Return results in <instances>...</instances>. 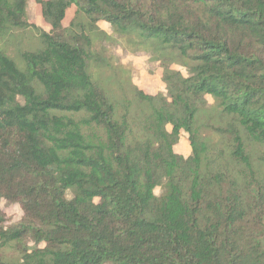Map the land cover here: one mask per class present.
I'll use <instances>...</instances> for the list:
<instances>
[{
  "label": "trees",
  "instance_id": "obj_1",
  "mask_svg": "<svg viewBox=\"0 0 264 264\" xmlns=\"http://www.w3.org/2000/svg\"><path fill=\"white\" fill-rule=\"evenodd\" d=\"M99 22L179 67L170 101L93 79ZM16 35L15 56L0 48V200L22 215L0 208V264H264V0H0V40Z\"/></svg>",
  "mask_w": 264,
  "mask_h": 264
},
{
  "label": "rangeland",
  "instance_id": "obj_2",
  "mask_svg": "<svg viewBox=\"0 0 264 264\" xmlns=\"http://www.w3.org/2000/svg\"><path fill=\"white\" fill-rule=\"evenodd\" d=\"M73 11L74 7L67 9L64 25L72 18ZM28 19L30 23L39 28L49 29L40 15L38 6L32 2L29 5ZM96 26L98 31L92 32V49L99 52L104 49L109 65L106 68L90 67L89 71L93 79L117 99H120L122 95L129 94L133 86L138 87L145 94L156 96L157 102H160L162 98L164 99L167 88L164 76L175 73L179 67L166 62L167 60L164 62L154 61L152 55H155L156 51L151 46L152 40L144 41L141 36L137 35V32L114 33L106 22H99ZM23 36V41L20 43L21 48L32 44L35 41L36 33L29 28L24 31ZM19 38V35H16L5 43L0 40V48H3L9 55L15 56L17 45L20 42ZM166 100L170 101L167 98ZM207 100L212 102L209 96H207ZM173 148L176 153L182 156L188 155L190 149L184 131L174 143ZM158 191L157 188L155 192ZM0 208L7 217V222L18 221L22 215L18 204L9 203L3 199L0 200Z\"/></svg>",
  "mask_w": 264,
  "mask_h": 264
}]
</instances>
